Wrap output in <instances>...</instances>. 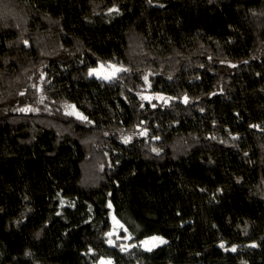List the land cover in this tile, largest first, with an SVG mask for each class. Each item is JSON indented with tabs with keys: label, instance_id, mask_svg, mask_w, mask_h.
<instances>
[{
	"label": "trees",
	"instance_id": "16d2710c",
	"mask_svg": "<svg viewBox=\"0 0 264 264\" xmlns=\"http://www.w3.org/2000/svg\"><path fill=\"white\" fill-rule=\"evenodd\" d=\"M101 260L264 264V0L0 4V264Z\"/></svg>",
	"mask_w": 264,
	"mask_h": 264
},
{
	"label": "snow or ice",
	"instance_id": "6c2138e0",
	"mask_svg": "<svg viewBox=\"0 0 264 264\" xmlns=\"http://www.w3.org/2000/svg\"><path fill=\"white\" fill-rule=\"evenodd\" d=\"M3 3V0H0V4ZM109 12H113V11H118L117 8H110L108 10ZM25 44H27V41H25ZM232 67H235V65H231ZM109 68H111V72L110 73H105V70H104V65H100L99 69L97 68H89L88 69V72H87V76L88 77H92V76H96L97 78H103V80H110L114 77H116L117 73L121 72V71H128L129 69H126V68H121V67H116L115 65H109ZM149 75H144L143 76V80L145 81V83L147 84L148 83V79H149ZM41 79H43V73L41 74ZM169 79H171V77H169ZM150 87V85H149ZM24 93H20V95H23ZM45 97L44 96H41L40 97V103H43ZM140 99L141 100H151V99H157V100H162L164 101L165 104L168 103L169 100H171L172 98L171 97H163V96H156V97H149V96H145V95H141L140 96ZM183 102L185 104L188 103V97L185 95L184 98H183ZM141 108L144 107L143 104L140 105ZM153 108L156 107L155 104L152 105ZM64 108H65V114L67 115H74L76 116L78 119L82 120V121H86L88 124H92V121L88 119V117L84 116L82 113H80L79 111H77L76 109V106L75 105H72V104H68L67 102H65L64 104ZM17 111H20V112H36V111H39V109L37 108H33V107H22V108H19L17 109ZM201 111H203V109H201ZM105 135H108V133H105ZM139 135L141 136H146L147 135V130H143L141 132H139ZM121 139L123 141V143L127 144L129 143L131 140H132V136H121ZM155 139H159L158 137H155ZM233 139H236V137H233ZM152 152L156 153L157 155H159L160 153V149L156 148V147H153L152 149ZM219 191V190H218ZM65 203V201L61 200V206H63ZM74 207V205H72ZM108 207L111 208L112 207V204L109 203L108 204ZM57 215H60V213H57ZM113 220H115V217H113ZM120 227H123L122 225H120ZM39 235V234H37ZM106 235L109 237V239L107 240V243L109 245H112L113 244V241L112 239L110 238L112 236V233L109 232V233H106ZM155 242V243H153ZM145 246L149 245L150 243H153V246H155V244H166L167 241L164 240L162 237H159V236H153L150 238V240H146V241H143L142 242ZM221 248L225 249V251H231V252H236L237 251V247L236 246H232L230 249L228 248H225V245L223 243H221L219 245ZM250 247H257L256 244H252L250 245ZM126 248L124 246H121V251H125ZM149 251H151V248H148ZM92 250L89 249V252H91ZM26 255H31L30 252H26L25 253ZM100 264H111V261H103L101 260Z\"/></svg>",
	"mask_w": 264,
	"mask_h": 264
},
{
	"label": "rangeland",
	"instance_id": "374dc122",
	"mask_svg": "<svg viewBox=\"0 0 264 264\" xmlns=\"http://www.w3.org/2000/svg\"><path fill=\"white\" fill-rule=\"evenodd\" d=\"M109 65H112V64H109ZM109 65H104V70H105V73H110L111 72V68H109ZM100 65L97 66L96 68L99 69ZM154 243V242H153ZM153 243H150L149 245L153 244Z\"/></svg>",
	"mask_w": 264,
	"mask_h": 264
}]
</instances>
